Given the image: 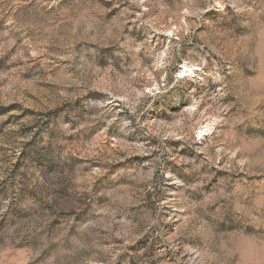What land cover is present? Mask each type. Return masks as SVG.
I'll list each match as a JSON object with an SVG mask.
<instances>
[{
	"label": "rangeland",
	"instance_id": "374dc122",
	"mask_svg": "<svg viewBox=\"0 0 264 264\" xmlns=\"http://www.w3.org/2000/svg\"><path fill=\"white\" fill-rule=\"evenodd\" d=\"M0 264H264V0H0Z\"/></svg>",
	"mask_w": 264,
	"mask_h": 264
}]
</instances>
